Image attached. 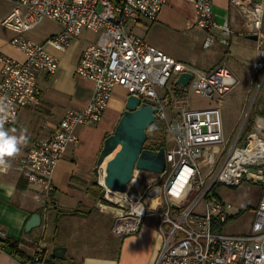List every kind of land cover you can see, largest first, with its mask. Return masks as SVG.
<instances>
[{
	"label": "built area",
	"instance_id": "1",
	"mask_svg": "<svg viewBox=\"0 0 264 264\" xmlns=\"http://www.w3.org/2000/svg\"><path fill=\"white\" fill-rule=\"evenodd\" d=\"M10 1L13 7L0 23L15 32L10 41L24 53V58L0 53V98H6L3 102L9 106L5 129L14 123L21 108L39 102L38 73L55 74L58 69V58L46 45L66 48L84 30L97 36L83 48L75 66L77 75L93 82L88 102L82 108L65 109L53 133L32 141L25 153L15 159L20 174L39 187L44 208H55L51 175L68 145L77 141V127L98 123L114 87L121 85L128 94L157 101L156 118L165 123L173 145L165 149L166 164L161 173L135 169L134 172L154 175L152 181L146 180L151 181L147 188L128 186L123 192L106 189L105 198H99L101 209L118 210L114 213L112 233L117 237L133 234L139 231L144 217L153 216L159 237L153 264H264V120L245 137L237 133L230 146L229 139L223 140L221 105L238 82L226 63L219 62L209 70L185 64L129 28V24L141 18L155 21L165 0ZM187 1L196 13V24L205 31L203 47L216 41L227 45L226 35L231 31L228 18L219 24L215 22L211 0ZM230 1L245 17L251 32L264 38V0ZM45 17L56 20L62 29L36 42L26 33ZM215 27L220 28L219 34ZM257 55L254 71L264 69V43L257 48ZM182 71L191 73L188 87L215 103L193 107L187 96L164 90ZM222 142L216 163L227 151L226 158L207 183L200 173L198 159L209 153V146ZM249 151L254 155L248 157ZM239 153L244 158H237ZM216 163L208 174L216 170ZM165 174L166 179L159 182ZM244 175L261 185L253 219L247 232H223L232 204L217 198L210 202L208 191L216 182L236 185ZM194 198L197 199L191 203ZM202 198L204 207L196 211ZM6 238V231L0 226L2 249V240ZM42 256L43 245L38 244L34 253L21 257L18 264H36Z\"/></svg>",
	"mask_w": 264,
	"mask_h": 264
},
{
	"label": "crops",
	"instance_id": "2",
	"mask_svg": "<svg viewBox=\"0 0 264 264\" xmlns=\"http://www.w3.org/2000/svg\"><path fill=\"white\" fill-rule=\"evenodd\" d=\"M13 4L10 0H0V20L11 10ZM211 5L216 23H222L228 18L231 31L226 35L229 39L227 45L216 41L208 48L203 47L205 31L196 24V13L187 0H165L155 21L141 18L129 24V28L168 55L185 64L207 70L219 62L226 63L227 59L235 57L239 46L256 41L253 46L256 51L258 41L246 36L252 30L239 9L230 0H211ZM61 29L62 26L56 32ZM214 30L217 34L220 33L219 27ZM88 32L89 30L82 31L66 48L46 45L47 50L58 58V69L55 74L38 73L37 80L41 90L39 102L21 108L14 123L6 128L9 131L15 128L17 135L21 130L27 129L28 144L22 147L16 157L24 154L32 141L49 137L65 109L82 108L90 99L93 92L92 80L75 73L81 51L97 37L94 32L92 36L84 34ZM14 35L12 29L0 23V53L23 59L24 53L10 41ZM40 39L36 42L45 38L42 36ZM169 83L170 89L167 92H186L185 88L174 84V78ZM127 96V90L116 85L101 120L96 124L77 127V141L68 145L51 175L54 209L44 208L45 202L39 187L29 183L20 174L14 158L9 161L11 168L7 173L0 172V226L6 231L10 241H16L23 255L30 256L36 245H43V256L36 264H130L132 261L134 264L137 254L145 248L148 257L142 264H151L152 250L159 243L155 226L142 224L139 231L124 236L118 248L122 253L118 260L115 256L86 252L87 247L70 238L68 230L64 229L78 215L87 216L90 211L82 210V207L92 206V200L85 189L89 185H95L94 168L103 140L116 125ZM258 184L261 190V185L259 182ZM13 189V194L7 195V190ZM74 209L83 212H66ZM105 209L108 208L103 210ZM33 213L40 215V223L26 231V221ZM154 218L156 224L157 219ZM56 246L64 248L63 258L52 256ZM21 257L23 256L20 254L0 248V264H18Z\"/></svg>",
	"mask_w": 264,
	"mask_h": 264
},
{
	"label": "rangeland",
	"instance_id": "3",
	"mask_svg": "<svg viewBox=\"0 0 264 264\" xmlns=\"http://www.w3.org/2000/svg\"><path fill=\"white\" fill-rule=\"evenodd\" d=\"M59 28H61V25L56 20L45 17L34 29L26 34L33 40L38 41L41 40L40 38H42V36L46 38L50 34L55 33ZM261 31L264 33V10L262 14ZM84 34H90V36H92V34L94 35L92 31ZM257 41L258 47H260L264 43V38L259 39L258 36ZM255 44L256 41L247 43L243 47L239 46L235 52V57L226 60V64L233 71L234 75L237 76L238 80L236 85L224 97V101L221 105L223 140L229 139V146L233 144L237 133H239L241 137H245L247 133L244 134V132L249 125L251 127L250 131H254L257 130V124L264 120V69L258 71H254L253 69L258 58L257 50L255 51L253 47ZM169 89L170 83L164 87V90ZM185 90V93L184 91L177 90L175 94H179L178 96H187L193 107H205L215 103L207 97L194 92L191 87L187 86ZM166 110L168 111V107H166ZM121 114L122 113L118 114L117 121ZM164 136L168 149L173 145V139L168 131L163 137ZM242 140L243 139H241L240 142ZM222 146L223 142L209 146V153L198 159L200 173L203 177H206L207 183L212 181L226 158L227 151L216 163V158ZM215 163L216 170L208 174ZM166 177L167 174L162 176L159 182L164 181ZM154 178L153 174L136 171L134 172L133 180L128 186L130 188L138 187L144 189L147 188L148 184ZM146 180L151 181L146 182ZM259 188L258 182L250 178L247 179V176L244 175L241 181L236 185L216 182L214 188L209 189L207 197L210 202L213 201L214 198H217L232 204L231 214L233 216L224 223L223 232L244 233L248 231L253 219L254 209L261 195V190ZM85 191L92 200V206L82 207V210L90 211L87 216L78 215L77 218L71 221L69 226H66L64 229L68 230L70 238L77 240L79 245L84 244L87 247L86 252L115 256L118 260L122 254L118 248L124 237H117L113 235L111 231L115 219V210L111 207L105 210L99 207L98 193L100 187L96 185L91 187L89 185ZM196 199L197 198H194L191 203ZM204 204L205 201L204 198H202L196 207V211L201 210ZM243 207H246V209L241 211ZM142 224H149L155 226V228L157 227V223L155 224V218L153 216L144 217ZM146 250L145 248L137 254L138 258H135L136 263L134 264H142V262L147 259L148 254ZM157 250V246L152 250L153 258L151 264L155 261ZM130 264H133V261Z\"/></svg>",
	"mask_w": 264,
	"mask_h": 264
},
{
	"label": "water",
	"instance_id": "4",
	"mask_svg": "<svg viewBox=\"0 0 264 264\" xmlns=\"http://www.w3.org/2000/svg\"><path fill=\"white\" fill-rule=\"evenodd\" d=\"M246 36L252 40L258 39L257 33H248ZM190 78V72L182 71L174 84L187 86ZM157 110L156 100L134 94L126 97L124 110L113 131L104 138L94 168L93 183L100 186L99 198H105L106 189L114 192L125 191L133 179L135 169L155 173L164 170L165 148L144 147L148 128L154 122ZM242 145H245V141ZM39 223L40 215L33 213L26 221L25 230L28 231ZM52 256L63 258L64 248L54 247Z\"/></svg>",
	"mask_w": 264,
	"mask_h": 264
},
{
	"label": "clouds",
	"instance_id": "5",
	"mask_svg": "<svg viewBox=\"0 0 264 264\" xmlns=\"http://www.w3.org/2000/svg\"><path fill=\"white\" fill-rule=\"evenodd\" d=\"M6 98H0V172L7 173L11 168L10 160L15 158L20 152L22 147H26L28 144L27 129L21 130L17 135L15 128L11 131L6 130L4 125L8 119L9 106L5 105L3 100ZM10 105V102H9ZM13 190H7V195L11 196Z\"/></svg>",
	"mask_w": 264,
	"mask_h": 264
},
{
	"label": "trees",
	"instance_id": "6",
	"mask_svg": "<svg viewBox=\"0 0 264 264\" xmlns=\"http://www.w3.org/2000/svg\"><path fill=\"white\" fill-rule=\"evenodd\" d=\"M250 130H251V127L249 125L247 127V129L245 130L244 134L248 133ZM166 132H167V128H166V125L163 122V120H161L159 118H155L154 122L148 128L147 138H146V141L144 143V147L149 148V149H158L159 147H164L165 149H167L165 136L163 137V135ZM214 185H215V183L212 185L211 189L214 188ZM96 186H98V185H96ZM98 187H100V186H98ZM245 209H246V207H243L241 209V211H243ZM66 212H68L70 214H77V213H81L83 211H81L80 209H74V210H69ZM232 216L233 215L231 214L228 217V219L231 218ZM228 219H226V221ZM2 242L4 245V249L8 250L9 252H11L13 254H20L23 257H28V255H23V253L18 249L16 241H10L8 238H6V239H3Z\"/></svg>",
	"mask_w": 264,
	"mask_h": 264
},
{
	"label": "bare ground",
	"instance_id": "7",
	"mask_svg": "<svg viewBox=\"0 0 264 264\" xmlns=\"http://www.w3.org/2000/svg\"><path fill=\"white\" fill-rule=\"evenodd\" d=\"M243 153V152H242ZM254 155V153H250V151H249V155H248V157H250V156H253ZM237 158H244V155H242L241 153H239V154H237V156H236ZM246 157V156H245ZM248 159V158H247ZM104 166V165H103ZM102 166V167H103ZM115 211H118V210H115Z\"/></svg>",
	"mask_w": 264,
	"mask_h": 264
}]
</instances>
